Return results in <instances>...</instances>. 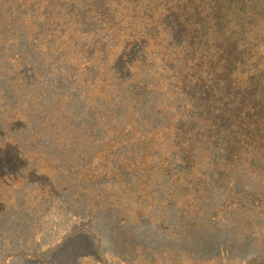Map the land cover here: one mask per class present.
<instances>
[{
	"label": "rangeland",
	"instance_id": "rangeland-1",
	"mask_svg": "<svg viewBox=\"0 0 264 264\" xmlns=\"http://www.w3.org/2000/svg\"><path fill=\"white\" fill-rule=\"evenodd\" d=\"M203 5L0 0V264H264V0L228 59Z\"/></svg>",
	"mask_w": 264,
	"mask_h": 264
},
{
	"label": "trees",
	"instance_id": "trees-1",
	"mask_svg": "<svg viewBox=\"0 0 264 264\" xmlns=\"http://www.w3.org/2000/svg\"><path fill=\"white\" fill-rule=\"evenodd\" d=\"M174 3V5L179 8L183 9L188 6V4L191 2V0H165ZM248 0H202L203 8L200 12L196 14V17L199 20H202L201 15H211L215 21L216 25L218 27L219 32H222L221 40L219 43V48L224 51V53L221 55L222 58L228 59L230 57H237L239 55L238 51L241 55L245 54L244 49H240V41H241V35L244 34V31H238L235 28L229 27V20L227 13L232 11L235 6L238 3L245 4ZM246 17V16H245ZM245 17L242 19L244 21ZM193 44H190L192 46ZM217 45V40L215 38H211L210 42H207L205 46H203L206 49H210ZM202 55L201 53H199ZM215 59V58H214ZM195 89L193 93L190 90L186 88L185 84H177V88L180 90V92L186 96H188L189 101L187 108L189 109V114L184 115V117L189 119H192L194 122H191V120H181L177 119L175 122H177L179 126L180 133L178 134L179 137H183L182 144L185 140V137L183 136L188 131H191L193 129L194 125L197 126V132H199L202 128L204 130L209 131V134L215 133V132H221L225 129V127H228L224 122L225 120H220L215 126H211L208 128V122L210 124V117H221L222 113H220L219 108H213L209 104H207V101L205 99H202L200 96H205L208 100L210 98V95L218 96L217 90L221 89V84L219 83V80L217 79L214 82V86L212 84L208 83V79L205 77H200L198 79H195ZM164 83H167L166 81ZM171 84V83H170ZM161 87L163 84H160ZM172 85V84H171ZM188 90V91H187ZM209 103V102H208ZM156 104V103H155ZM154 104V105H155ZM185 108V106H183ZM131 117V113H128V118ZM127 118V119H128ZM181 118V117H180ZM211 123H215V121L211 120ZM247 133H252L248 130ZM186 146H183V150L189 152H192L193 149L190 147H193L192 141H189L186 143ZM16 255V254H15ZM27 260L32 259L30 256L24 257ZM9 259L8 264H16V261H21L23 259V256H12V254L7 257Z\"/></svg>",
	"mask_w": 264,
	"mask_h": 264
}]
</instances>
